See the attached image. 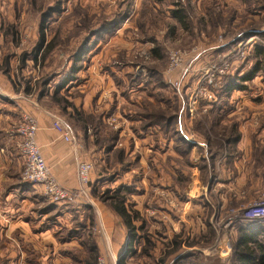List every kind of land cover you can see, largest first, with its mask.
I'll return each instance as SVG.
<instances>
[{
    "label": "rangeland",
    "instance_id": "1",
    "mask_svg": "<svg viewBox=\"0 0 264 264\" xmlns=\"http://www.w3.org/2000/svg\"><path fill=\"white\" fill-rule=\"evenodd\" d=\"M56 5L59 12L44 22L47 41L57 34L55 48L44 62L27 60L21 67L19 56L38 40L41 13ZM177 9L184 12L187 28L172 18ZM11 25L17 29L14 43ZM101 26L105 32L84 43ZM255 46L264 47V0H0V78L25 99L36 95L50 127L51 115L68 125L75 140L71 149L78 148V157L92 164L86 199L52 202L40 186L29 185L38 202V228L47 235L38 237L35 247L16 244L9 256L3 252L12 242L0 237V264H117L129 241L122 220L109 206L117 198L139 213L126 264H236L240 228L264 229V221L240 219V210L259 199L264 181L258 189L252 173L245 189H220L221 167L231 149L218 131L227 117L239 118L251 134L257 130V83L264 84V71L250 81L238 80L252 71ZM173 50H194V59L172 72L168 56ZM224 60L230 68L211 84L206 76ZM234 76L244 89L223 94ZM208 84L214 100L200 95L196 100L195 92ZM59 97L72 103L79 116L69 108L63 113L56 103ZM161 113L176 117V124L163 130L146 127L157 120L144 114ZM176 132L184 134L189 148ZM197 134L208 144L207 155L198 151L200 166L208 161L213 168L210 181L206 172L197 176L195 167H189ZM176 145L186 154H179ZM245 165L257 166L253 151ZM20 181L24 183L21 174ZM3 224L9 222L0 219V231ZM176 237L181 244L171 253ZM91 247L97 248L96 255H90Z\"/></svg>",
    "mask_w": 264,
    "mask_h": 264
},
{
    "label": "crops",
    "instance_id": "2",
    "mask_svg": "<svg viewBox=\"0 0 264 264\" xmlns=\"http://www.w3.org/2000/svg\"><path fill=\"white\" fill-rule=\"evenodd\" d=\"M255 32L257 33V30ZM253 40L251 39L249 42H253ZM2 79L0 78V82L4 89L5 98L4 101L2 100L3 104H0V219H2L3 223L8 221L9 224H3L4 228L0 231V237H3L2 240L7 241L6 244L9 241L12 242V244H8V249L3 252L4 256L7 254L9 256L11 252L9 249L11 248L14 251L16 244L20 246L28 244L35 247L34 241L38 237L47 235V231L38 228L40 221L37 217L38 214L35 213L37 212L36 206L38 202L35 195L29 194L33 191L30 189L29 184L21 183L20 181L22 160L15 149L13 140L8 135L9 129L21 120L20 115L27 112L36 118L38 124L37 143L46 164L61 187L67 189L76 187V171L75 159L70 145L63 142L58 134L51 129L48 114L38 107L36 95L30 98L28 96V99H25L22 95L15 93L12 87L8 83L5 84V80L3 79V81ZM110 85L107 84V87ZM104 88L105 85L101 86L100 91L104 92ZM233 92L236 94L239 91ZM82 103L81 109L85 111L87 106L86 98ZM229 103L231 104V102ZM227 109L229 108H222L223 111ZM233 114L235 113L233 112ZM224 121H220L219 127H221V130L218 132L221 136H224V139H222L225 146L231 151L222 164L221 177L223 178L218 181V186L223 191L230 188L235 190L245 189L248 185L247 182L250 180L248 177H251L253 173L257 179L258 189L261 188L264 181V84L257 83L256 132L253 134L248 132L245 129V124L240 123L241 120L239 118L227 117ZM225 131L228 133L226 134ZM197 135V143L195 144L197 150L193 148L190 152L189 167L190 164L195 167L197 176L200 170L202 173L203 171L206 172L210 181L214 173L212 171L213 168L211 169L208 161L206 166H200L201 155H199L198 151L200 150V152L207 155L208 144L203 142L204 140H202L203 138L200 134ZM252 141H254V148H251ZM251 151H253L254 160L257 163V166L253 169L246 168L245 165L247 154L251 156ZM193 184L191 182L188 188L193 186ZM221 195V198H223L221 202L226 201L225 193ZM0 253L2 254L1 251Z\"/></svg>",
    "mask_w": 264,
    "mask_h": 264
},
{
    "label": "built area",
    "instance_id": "3",
    "mask_svg": "<svg viewBox=\"0 0 264 264\" xmlns=\"http://www.w3.org/2000/svg\"><path fill=\"white\" fill-rule=\"evenodd\" d=\"M193 51H171L168 56L170 70L177 72L189 60H193ZM229 68V64L224 60L220 67L216 68L211 75L206 76V80L209 79V82L212 84L215 78L224 75ZM211 84L199 88L195 92V99L197 100V95H200L199 99L207 101L214 100L213 93L207 88ZM175 86L177 87L178 85L175 84ZM51 117V128L58 134L59 138L69 145H75L74 136L69 126L64 124L60 118L53 117L52 115ZM37 130L38 124L36 119L29 114H24L21 122L13 125L8 131L9 137L12 140L13 138L16 139L18 154L22 160L21 180L33 187L40 186L44 194L52 202L86 199L92 164L80 159L78 157V148L73 147L72 153L75 159L76 187L73 189L61 187L43 158L41 149L37 143ZM179 132H182L180 128ZM180 134L184 135L183 133ZM240 211L242 213L240 218L242 221L251 223L264 221V186L259 199ZM99 264H103V262L100 260Z\"/></svg>",
    "mask_w": 264,
    "mask_h": 264
},
{
    "label": "trees",
    "instance_id": "4",
    "mask_svg": "<svg viewBox=\"0 0 264 264\" xmlns=\"http://www.w3.org/2000/svg\"><path fill=\"white\" fill-rule=\"evenodd\" d=\"M60 6H54V7H48L47 10H45L44 12L41 13V22L39 24L38 27V40L35 44V46L32 48V50L29 53H22L19 56V64L21 67H23V65L25 64V62L27 60H32L33 63H37L40 59L41 62H44L49 54L52 53L53 49L56 46V41H57V34L50 40L47 41L46 40V35H45V26H44V22H46V18H48L49 16H51V14L59 12ZM172 18H174L179 25L186 27V23H185V15L184 12L182 11V9H177L174 10L172 12ZM16 27L11 25L8 28V32H10L12 38H10V42L14 43V33L15 35H17V31H16ZM105 28L103 26H101L98 30H94V31H90L89 35L84 39V43L85 42H89V39L92 37H95L96 35H102L105 32ZM89 37V39H87ZM86 43V44H87ZM85 46V45H84ZM79 53V52H78ZM83 54V53H81ZM253 54H254V58H256L254 67L252 68V71L245 76L240 77L239 79L236 78L237 76H234V78H231L229 80V83L226 84L223 87V94L227 95L230 92L233 91H239L244 89L242 84H238L237 83V79L239 81L242 82H247L250 81L251 77L254 76L256 73H259L261 71H264V47H258L255 46L253 49ZM85 55V53L83 54ZM259 59V60H257ZM9 60H10V55L5 56V58H3V65L5 67L9 66ZM74 73L69 74L68 77H71ZM45 84V83H44ZM47 84V83H46ZM58 93V90L57 92ZM63 97V96H62ZM59 97L56 100V103L59 105L60 110L65 113L66 109L69 108L72 112L71 113H75L77 116H79V114L77 113V110L73 107L72 103H70L69 101H67L66 99ZM177 99V96H175ZM75 115V116H76ZM145 117L147 119H156L157 122H150L149 124H147L146 127H148L149 125L151 126H160V130L165 129L166 127H171L173 125L176 124V117H172V116H165L163 113H161L160 115H150V114H144ZM173 119H175V121H173ZM179 136L180 133L176 132L174 134V136ZM179 141L184 142L183 144H185V146H187L188 148L190 147L186 141L181 137L178 138ZM177 147V145H176ZM175 147V149H176ZM179 149H177L176 151L179 152V154L185 155L186 153H183L180 149V147H177ZM118 192V191H117ZM114 199V198H112ZM119 199V200H118ZM110 208L116 213V215L122 220L123 225L125 226V228L128 231V236H129V241L126 245V248L122 254V256L117 260V264H126L124 261L125 256L132 251V244L133 241L136 239V226L135 223L136 221H139V213L131 210L130 208H127L124 202V199H120L117 198V202H111L109 204ZM142 229V228H141ZM239 232V236L236 240L235 243V261L236 264H264V243H262L261 238L264 236V229L260 226L258 227H242L240 228ZM180 240L178 237H176L172 242H171V253L176 252L179 247H180ZM147 248L145 249V251L149 252L151 245V242L149 239H147ZM97 248L91 247L89 249V253L92 256L96 255L98 252H96ZM169 252V254H170ZM96 253V254H95ZM97 257V256H96ZM96 259V258H95ZM94 262V261H93ZM86 264H91L87 261Z\"/></svg>",
    "mask_w": 264,
    "mask_h": 264
}]
</instances>
